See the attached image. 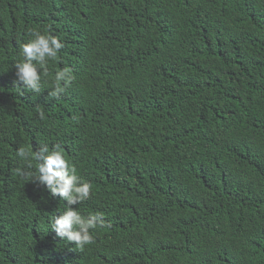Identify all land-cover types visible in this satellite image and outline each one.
I'll return each instance as SVG.
<instances>
[{
  "label": "trees",
  "instance_id": "obj_1",
  "mask_svg": "<svg viewBox=\"0 0 264 264\" xmlns=\"http://www.w3.org/2000/svg\"><path fill=\"white\" fill-rule=\"evenodd\" d=\"M34 30L64 44L40 93L16 85ZM45 144L103 214L83 250L16 173ZM0 264H264V0H0Z\"/></svg>",
  "mask_w": 264,
  "mask_h": 264
},
{
  "label": "clouds",
  "instance_id": "obj_2",
  "mask_svg": "<svg viewBox=\"0 0 264 264\" xmlns=\"http://www.w3.org/2000/svg\"><path fill=\"white\" fill-rule=\"evenodd\" d=\"M63 47L62 41L50 33L39 30L32 32V38L20 45V59L15 63L16 85L21 91H42V81L51 75L49 63L57 58ZM73 79L70 68L57 70L52 76L53 87L48 96L58 98ZM39 117L45 118L43 111L39 112ZM17 156L25 162L26 169L35 165L34 174L24 168H17L16 173L19 176L31 177L32 181L46 185L51 196L58 195L61 200L66 201L63 210L52 218L51 229L56 235L80 250L92 244L94 235L90 230L105 226L103 214L96 212L84 216L77 207H73L89 199L92 189L90 183L83 180L77 168L67 159L61 146L57 144L49 148L45 144L35 151L30 147H21L17 150Z\"/></svg>",
  "mask_w": 264,
  "mask_h": 264
}]
</instances>
